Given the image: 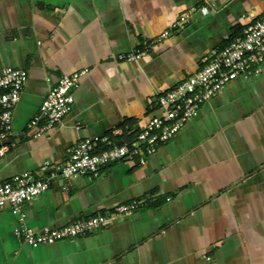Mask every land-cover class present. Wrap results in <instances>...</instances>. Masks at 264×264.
<instances>
[{
    "label": "crops",
    "instance_id": "0c3cea01",
    "mask_svg": "<svg viewBox=\"0 0 264 264\" xmlns=\"http://www.w3.org/2000/svg\"><path fill=\"white\" fill-rule=\"evenodd\" d=\"M263 14L264 0H0V69L28 72L0 179L39 174L46 159L62 164L80 138L120 128L116 142L130 140L160 112L161 90ZM146 45L135 60L117 58ZM72 73H81L72 110L35 135L29 123L49 88ZM67 184L27 200L25 222L39 230L105 214L107 223L32 246L15 234L19 217L7 204L0 264H264V64L259 76L229 82L143 162L111 161ZM133 201L131 212L113 214Z\"/></svg>",
    "mask_w": 264,
    "mask_h": 264
},
{
    "label": "built area",
    "instance_id": "2783aa9c",
    "mask_svg": "<svg viewBox=\"0 0 264 264\" xmlns=\"http://www.w3.org/2000/svg\"><path fill=\"white\" fill-rule=\"evenodd\" d=\"M189 14H182L173 22V27L185 23ZM169 30L161 33L159 40L166 37ZM144 49L120 53V60H135L146 53ZM264 64V14L245 24L242 33L227 44L202 59L201 66L190 76L170 88L161 90L157 96L160 112L152 115L132 141L116 142L122 135L120 128H114L97 138H80L70 147L68 159L62 164L52 165L46 159L39 168V174L25 170L11 180L0 179V207L10 205L19 220L14 227L15 234L32 246L53 243L70 236L86 235L96 227L105 225L109 216L92 215L76 218L62 226L45 225L39 230L25 222L23 205L48 189L59 184L63 190L69 188L67 181L78 175L97 176L103 165L120 159L138 156L143 162L148 154L170 140L200 107L220 93L224 87L238 77L247 79L262 73ZM81 73L63 74L51 86L44 97L39 112L31 119L29 126L35 135H41L54 125L61 123L72 110L74 90L79 86ZM26 69L5 66L0 69V151L6 149L5 142L12 133V114L21 91L27 82ZM41 119L45 122L40 123ZM80 128V124L76 125ZM139 201L120 203L114 215L129 213Z\"/></svg>",
    "mask_w": 264,
    "mask_h": 264
},
{
    "label": "trees",
    "instance_id": "16d2710c",
    "mask_svg": "<svg viewBox=\"0 0 264 264\" xmlns=\"http://www.w3.org/2000/svg\"><path fill=\"white\" fill-rule=\"evenodd\" d=\"M138 132H139V131H138ZM136 135H137V132H136ZM136 135H135V136H136ZM135 136H134V137H135ZM134 137L131 138L130 140H128V139H126V138H123V139H119L118 141H119V143H122V142H124V141H126V140H127V141H132V140L134 139Z\"/></svg>",
    "mask_w": 264,
    "mask_h": 264
}]
</instances>
